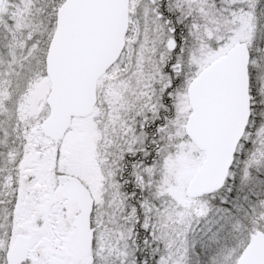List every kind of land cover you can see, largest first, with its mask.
Returning <instances> with one entry per match:
<instances>
[{
	"label": "snow or ice",
	"instance_id": "6c2138e0",
	"mask_svg": "<svg viewBox=\"0 0 264 264\" xmlns=\"http://www.w3.org/2000/svg\"><path fill=\"white\" fill-rule=\"evenodd\" d=\"M0 264H264V0H0Z\"/></svg>",
	"mask_w": 264,
	"mask_h": 264
}]
</instances>
